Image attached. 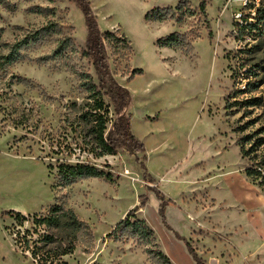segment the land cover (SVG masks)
<instances>
[{
    "label": "rangeland",
    "instance_id": "obj_1",
    "mask_svg": "<svg viewBox=\"0 0 264 264\" xmlns=\"http://www.w3.org/2000/svg\"><path fill=\"white\" fill-rule=\"evenodd\" d=\"M89 1L98 28L129 41L106 42L108 63L129 91L124 114L144 151L97 157L83 142L85 94L72 69L93 68L80 53L87 30L79 7L0 0V264H151L135 241L106 237L143 201L135 216L171 264H196L177 235L205 264H264V0L258 28L243 35L233 29L235 0ZM156 7L174 11L146 20ZM171 33L176 43L159 47ZM65 37L76 52L49 56ZM75 164L110 178L68 182L60 166ZM149 187L172 199L163 215ZM55 205L71 209L92 239L42 222ZM70 240L73 251L59 256Z\"/></svg>",
    "mask_w": 264,
    "mask_h": 264
},
{
    "label": "trees",
    "instance_id": "obj_2",
    "mask_svg": "<svg viewBox=\"0 0 264 264\" xmlns=\"http://www.w3.org/2000/svg\"><path fill=\"white\" fill-rule=\"evenodd\" d=\"M70 1L79 7L84 16L87 36L85 49L81 50L80 53L93 68V74L89 71L72 69L73 73L78 77L81 92L85 94L83 97V109L78 117L80 121L78 127L84 136L83 142L90 146L89 150L97 157L114 155L120 148H124L132 155L143 153V143L132 134L129 119L124 114L129 103V91L115 79L108 63L106 42L116 40L124 42L128 46L129 41L124 34L118 36L116 34L117 30L102 32L98 28L96 16L92 12L89 0ZM199 7L201 10H205L204 1H200ZM175 9H179V5ZM172 11L174 9L170 7H156L146 12L144 18L151 21H160L166 19ZM260 18L261 16L259 15ZM175 37L176 33H171L167 37H160L156 43L159 47H171L176 43ZM76 49L71 40L65 37L58 42L49 56L54 59L65 57L67 53H75ZM136 73H140V69L132 70L129 78ZM110 105H112L115 114L113 119L109 117ZM109 123L110 126L108 127ZM142 159H145L144 154ZM140 164L144 171L143 176L151 180V176L145 170L143 161H140ZM245 173L248 177L253 175L256 178L261 177L260 170L256 168H246ZM59 174L68 182L75 178H110L109 174L90 164L61 165ZM149 190L154 191L156 197L160 200L159 213L163 215L164 207L169 202H172V199L166 198L155 187H149ZM143 202H141L140 206L128 210L125 217L114 225L111 231L106 234V237L114 242L135 241L137 245L144 247L143 252L147 255L151 264H171L169 258L155 246L153 230L144 220L135 216L136 210L143 205ZM41 220L62 230L69 231V234H72V238L84 231L92 239V233L88 225L80 220L71 209L62 205L52 206L49 210V215ZM177 237L184 241L188 253L196 264H205V261L184 237L179 235ZM46 238L49 240L53 239L52 237ZM69 243L70 247L62 250L58 254L59 256L73 251V241L70 240ZM31 254L36 255L34 251H31Z\"/></svg>",
    "mask_w": 264,
    "mask_h": 264
},
{
    "label": "built area",
    "instance_id": "obj_3",
    "mask_svg": "<svg viewBox=\"0 0 264 264\" xmlns=\"http://www.w3.org/2000/svg\"><path fill=\"white\" fill-rule=\"evenodd\" d=\"M233 0H228L231 2ZM239 3L238 9L232 11L233 29L236 33L244 34L254 32L259 26L258 0H235Z\"/></svg>",
    "mask_w": 264,
    "mask_h": 264
}]
</instances>
